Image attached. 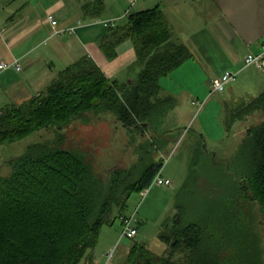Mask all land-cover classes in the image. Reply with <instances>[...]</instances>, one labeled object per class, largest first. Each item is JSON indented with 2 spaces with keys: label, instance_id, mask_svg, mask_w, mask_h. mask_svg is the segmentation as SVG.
Here are the masks:
<instances>
[{
  "label": "trees",
  "instance_id": "trees-1",
  "mask_svg": "<svg viewBox=\"0 0 264 264\" xmlns=\"http://www.w3.org/2000/svg\"><path fill=\"white\" fill-rule=\"evenodd\" d=\"M173 37L159 6L130 14L102 46L113 58L116 46L131 40L141 67L136 80L118 83L83 57L60 72L46 92L0 111V143L63 127L90 112L112 114L130 130H149L172 106V97L162 98L161 78L191 57ZM257 113L264 114V92L233 108L227 125L248 122ZM62 143L37 144L0 177V264H81L96 248L102 228L128 217L130 197L149 187L164 165L145 150L129 169L114 170L104 182ZM228 174L233 191L212 203L205 199L211 209L178 201L176 214L161 226L165 254L134 242L125 264H264L257 232L258 220L264 224V118L246 127Z\"/></svg>",
  "mask_w": 264,
  "mask_h": 264
},
{
  "label": "crops",
  "instance_id": "crops-1",
  "mask_svg": "<svg viewBox=\"0 0 264 264\" xmlns=\"http://www.w3.org/2000/svg\"><path fill=\"white\" fill-rule=\"evenodd\" d=\"M30 1H0V28L4 27L0 32V61L19 59L22 63L20 71L7 69L0 72V111L46 92L60 72L83 57L92 59L110 79L126 83L119 76L131 65L138 64L132 41L119 43L113 58L108 57L102 45L114 29L126 23L124 15L128 0H53L54 7L43 18L36 15ZM86 4L91 7L84 8ZM11 6L12 11L9 10ZM155 6L162 9L172 25L173 39L177 43L181 42L178 36L182 34L178 29H185L190 35L188 42L180 44L187 46L191 57L169 74L174 76L161 78L165 79L162 89L172 90L170 81L187 82L192 84L187 86L188 93L203 84L201 93L207 94L210 82L227 71L239 74L237 81L228 85L223 95L226 91L227 96L237 92L243 98V92L247 96L264 88V0H138L133 6L138 9L131 10V14ZM49 15L56 18L58 29L63 32L52 33ZM112 19L119 20L118 25H103L104 21ZM67 32L68 36H64ZM75 34L76 37L70 36ZM221 36L227 38L225 45ZM250 53L261 56V68L246 67L245 58ZM185 71L189 75H184ZM192 104L197 105L198 101ZM104 229L84 264H125L131 247L121 256L114 253L107 261V254L112 248L117 252L116 243L124 237L122 232L117 237Z\"/></svg>",
  "mask_w": 264,
  "mask_h": 264
},
{
  "label": "rangeland",
  "instance_id": "rangeland-1",
  "mask_svg": "<svg viewBox=\"0 0 264 264\" xmlns=\"http://www.w3.org/2000/svg\"><path fill=\"white\" fill-rule=\"evenodd\" d=\"M53 3V0L30 1L36 15L41 18L54 7ZM137 9L133 7L131 10L135 12ZM9 10H14L13 6ZM178 31L182 33L178 36L181 41L179 43L188 42L190 35L187 30ZM68 34L69 32L64 36ZM70 36L76 37V34ZM221 39L225 45L227 38L221 36ZM140 69L138 64L131 65L119 79L134 81ZM126 73L128 77H125ZM184 75H189L188 71ZM170 82L172 90L164 88L161 94L162 98L172 97V106H167L157 116L159 119L144 133L125 128L112 114L90 112L63 127L52 125L24 139L0 143V177L10 173L9 164L12 161L24 156L37 144H58L63 141V146L82 155L104 182L108 181L114 170L129 169L138 160L139 154L145 150L150 151V159L155 162L163 160L162 174L172 180V185H153L148 196L144 197L140 193L130 197L126 213L133 216L132 225L139 233L134 238L124 237L123 241L119 240L115 246L118 247L117 252L115 248L114 253L121 256L134 242H140L146 244L153 253L162 256L167 250V245L160 239L163 222L176 214L179 202L187 204L189 208L211 209L212 205H206L205 199L210 198L212 203L233 191V178H230L232 186L228 184L230 160L245 134L246 127L264 118L263 113H257L248 122L227 125L229 112L242 101L251 100L262 93L264 88L247 96L243 92L245 97L240 98L241 93L237 92L229 96L227 91L225 95H210L208 90L207 94H203V84H196L198 87L193 91L194 94L188 93L187 86L190 83ZM164 84L165 79H162L161 85ZM193 101H198V104L193 105ZM141 145L144 150L140 149ZM121 221H115L112 226H104V231L109 230L112 235L121 236ZM257 232L264 242V224H259V220ZM115 239L117 241L118 238ZM261 248L264 249L263 246Z\"/></svg>",
  "mask_w": 264,
  "mask_h": 264
},
{
  "label": "built area",
  "instance_id": "built-area-1",
  "mask_svg": "<svg viewBox=\"0 0 264 264\" xmlns=\"http://www.w3.org/2000/svg\"><path fill=\"white\" fill-rule=\"evenodd\" d=\"M138 0H128L130 7L127 9L124 17H128L131 14V9L133 8V6L135 5V3ZM48 22L50 23V25L52 26V33L53 34H59L61 32H63V30L58 29V21L56 20V18L53 15H49L48 16ZM118 21L117 19H112V20H108V21H104L103 25L105 27H114L116 25H118ZM4 30L3 28H0V32ZM73 30V29H72ZM245 65L246 67L248 66H256L258 68L262 67V58L260 55H255V54H248L245 58ZM7 69H15L17 71L22 70V63L20 62L19 59H14L12 62H8V61H0V72L1 71H5ZM238 72L235 71H227L225 73H223L221 76H219L218 78L213 79L210 82V95L214 94V93H223L227 86L236 82L238 79ZM153 185H165V186H171L172 185V180L168 179V178H164L162 177L161 171L158 173V175H156V177L154 178L152 184L145 188L142 192V195L144 197H146L148 195V193L150 192V189ZM123 222V231H122V236L126 237V238H134L137 234H138V230L136 227H133L132 223H133V216L130 217H126L122 219ZM114 255V250L110 251L107 254V261H110V259L113 257Z\"/></svg>",
  "mask_w": 264,
  "mask_h": 264
},
{
  "label": "water",
  "instance_id": "water-1",
  "mask_svg": "<svg viewBox=\"0 0 264 264\" xmlns=\"http://www.w3.org/2000/svg\"><path fill=\"white\" fill-rule=\"evenodd\" d=\"M132 82L131 81H128V84H131Z\"/></svg>",
  "mask_w": 264,
  "mask_h": 264
}]
</instances>
